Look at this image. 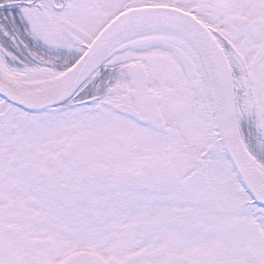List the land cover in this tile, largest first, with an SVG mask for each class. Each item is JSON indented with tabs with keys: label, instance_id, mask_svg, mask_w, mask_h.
<instances>
[{
	"label": "snow or ice",
	"instance_id": "obj_1",
	"mask_svg": "<svg viewBox=\"0 0 264 264\" xmlns=\"http://www.w3.org/2000/svg\"><path fill=\"white\" fill-rule=\"evenodd\" d=\"M0 264H264V0H0Z\"/></svg>",
	"mask_w": 264,
	"mask_h": 264
}]
</instances>
